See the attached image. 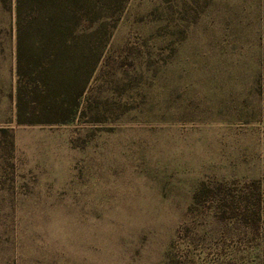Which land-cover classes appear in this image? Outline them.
<instances>
[{
    "label": "rangeland",
    "instance_id": "374dc122",
    "mask_svg": "<svg viewBox=\"0 0 264 264\" xmlns=\"http://www.w3.org/2000/svg\"><path fill=\"white\" fill-rule=\"evenodd\" d=\"M109 8L82 110L26 125L0 0V264H264V0Z\"/></svg>",
    "mask_w": 264,
    "mask_h": 264
},
{
    "label": "trees",
    "instance_id": "16d2710c",
    "mask_svg": "<svg viewBox=\"0 0 264 264\" xmlns=\"http://www.w3.org/2000/svg\"><path fill=\"white\" fill-rule=\"evenodd\" d=\"M123 1L14 0L18 124H65L82 110L81 97L103 57L108 8ZM248 189L260 224V183L253 180Z\"/></svg>",
    "mask_w": 264,
    "mask_h": 264
}]
</instances>
